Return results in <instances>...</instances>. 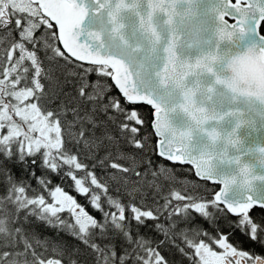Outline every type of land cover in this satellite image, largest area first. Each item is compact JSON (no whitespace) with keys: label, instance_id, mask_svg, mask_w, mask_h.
<instances>
[{"label":"snow or ice","instance_id":"snow-or-ice-1","mask_svg":"<svg viewBox=\"0 0 264 264\" xmlns=\"http://www.w3.org/2000/svg\"><path fill=\"white\" fill-rule=\"evenodd\" d=\"M0 264H264V0H0Z\"/></svg>","mask_w":264,"mask_h":264},{"label":"trees","instance_id":"trees-1","mask_svg":"<svg viewBox=\"0 0 264 264\" xmlns=\"http://www.w3.org/2000/svg\"><path fill=\"white\" fill-rule=\"evenodd\" d=\"M180 175H184V173H179ZM205 227H207V224L204 225ZM41 232H43L46 236L48 237H52L54 235L53 231L51 229H46V228H40L39 229ZM65 239H67V237H65ZM245 247H248V245H245ZM258 250V249H257ZM170 259H175L177 260V262H179V257H173L170 255Z\"/></svg>","mask_w":264,"mask_h":264}]
</instances>
